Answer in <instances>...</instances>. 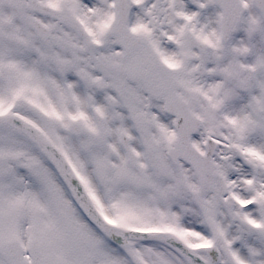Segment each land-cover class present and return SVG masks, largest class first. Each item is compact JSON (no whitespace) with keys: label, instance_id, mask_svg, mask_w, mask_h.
<instances>
[{"label":"snow or ice","instance_id":"obj_1","mask_svg":"<svg viewBox=\"0 0 264 264\" xmlns=\"http://www.w3.org/2000/svg\"><path fill=\"white\" fill-rule=\"evenodd\" d=\"M0 264H264V0H0Z\"/></svg>","mask_w":264,"mask_h":264}]
</instances>
